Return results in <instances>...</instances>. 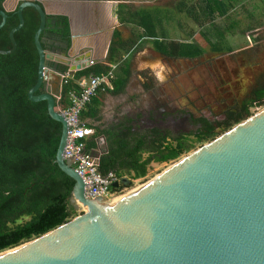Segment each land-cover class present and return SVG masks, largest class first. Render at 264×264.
<instances>
[{
    "label": "water",
    "instance_id": "water-1",
    "mask_svg": "<svg viewBox=\"0 0 264 264\" xmlns=\"http://www.w3.org/2000/svg\"><path fill=\"white\" fill-rule=\"evenodd\" d=\"M6 2L0 0V30L10 13ZM26 8L40 18L34 35L38 77L28 99L46 102L49 116L61 124L55 164L74 181L71 206L85 213L0 253V264H264V108L118 202L87 199L73 161L64 158L68 126L55 105L64 74L58 65L80 72L90 68L92 54L83 51L75 58L72 36L62 46L65 53L52 50L54 42L44 36L49 16L44 2L25 0L14 12L19 23L9 33L11 49L0 55L16 52L15 34L24 26ZM107 53L101 63H107ZM121 184L128 188L131 181L123 178L112 188Z\"/></svg>",
    "mask_w": 264,
    "mask_h": 264
},
{
    "label": "trees",
    "instance_id": "trees-1",
    "mask_svg": "<svg viewBox=\"0 0 264 264\" xmlns=\"http://www.w3.org/2000/svg\"><path fill=\"white\" fill-rule=\"evenodd\" d=\"M185 2L181 0L175 7L205 30L202 34L207 38L208 47L217 54L231 52V49L223 50L224 42L245 30L252 31L254 15L264 11V5L261 9L257 5L251 7L250 0H200L196 2L198 7ZM117 15L120 24L135 27L139 32L128 41L122 39L120 32L114 33L107 63L119 65L117 71L121 76L116 75V91L124 88L129 75L128 61H123V57L140 43H150L158 53L169 58L196 59L207 51L191 40L193 34L183 42L167 38L160 15H165L169 22L173 20L170 12L119 5ZM23 17L24 26L15 34L16 52L9 56L0 55V253L37 239L80 216L69 202L74 181L55 164L62 126L49 116L46 102L33 103L28 99V92L38 77L39 56L34 35L40 18L32 8L24 9ZM52 19L60 27L54 32L69 43L67 18ZM18 23L16 14L9 13L0 30V50L11 49L9 33ZM108 70V66L98 64L74 74L70 85L62 88L55 110L61 113L68 107L67 95L75 81ZM45 90L43 88L39 93ZM253 95V99L228 111L219 123L201 120V128L192 136L157 138L155 133L136 134L131 129L123 132L98 128L86 142V151H99V138L104 137L106 148L101 152L99 173L103 176L114 173L120 181L127 176L131 181L144 179L151 164L177 162L191 153L196 145L213 141L252 116V110L264 108V87L257 88ZM98 115V100L94 98L82 119L96 120ZM131 186L132 182L128 188ZM125 189L121 184L112 191Z\"/></svg>",
    "mask_w": 264,
    "mask_h": 264
},
{
    "label": "rangeland",
    "instance_id": "rangeland-1",
    "mask_svg": "<svg viewBox=\"0 0 264 264\" xmlns=\"http://www.w3.org/2000/svg\"><path fill=\"white\" fill-rule=\"evenodd\" d=\"M18 1L10 0L9 3L5 4V9L14 12V9L17 8L16 4ZM180 1L181 0H179V2ZM198 1L200 0H188V2L192 4ZM177 3L178 2H170L164 4V6H167V8L173 7ZM250 3L251 7L255 8L257 5L261 9L264 5V0H250ZM132 5L134 8H137L136 3H132ZM143 9L148 8L144 7ZM167 12L171 13L173 20L167 22L165 15H160V19L169 40L186 41L189 40V34H193L191 40L200 43L201 39L198 26L194 25L195 23L188 19L185 13H181L178 9H169ZM258 12L259 11H257V13ZM254 17L255 18H253L251 22L253 24V27L251 24L252 31L248 32L245 30L243 33L230 36L229 39L224 42L223 50L231 49V53L216 55L206 46L207 53L198 59L185 61L177 60L172 66L169 65L171 63H162L161 68L158 67L159 65H156L153 67L152 72L144 71L141 73L146 87L153 89L160 86L168 87L171 89V94L174 92L180 98V105H186L188 102L187 109L194 112L198 118H207L213 124L221 122L226 117L229 108L232 110L245 101L253 99L254 91L259 87H264V53H262L264 45V11L256 14V16L254 15ZM125 28V30H122V34H125L124 36L127 35L128 39H131L133 34L139 32L137 28L132 26H126ZM202 42L205 44L204 41ZM125 57L126 56L123 57V61L126 60ZM216 58H218V61L213 60ZM211 63H217L219 65L221 90L218 92H216L215 87L211 85V83L214 82ZM197 66L203 69V75L208 77V86L204 79H199V84L194 81V74L191 72L193 69H196ZM156 74L161 75V79L165 81V83L161 82L159 84L155 78ZM252 111L254 114L257 112L256 110ZM190 130L194 131L191 128ZM192 131L188 132V137L192 136L194 133ZM104 147L105 146L102 144L99 150L100 153L105 150ZM200 147L201 146L196 145V148L192 152ZM175 163L176 162L168 164H151L148 168L147 176L144 179L131 181V177L127 176L126 178L132 182V186L121 191L118 198L129 194L132 190L151 181ZM77 212L79 215L85 213L81 208Z\"/></svg>",
    "mask_w": 264,
    "mask_h": 264
},
{
    "label": "crops",
    "instance_id": "crops-1",
    "mask_svg": "<svg viewBox=\"0 0 264 264\" xmlns=\"http://www.w3.org/2000/svg\"><path fill=\"white\" fill-rule=\"evenodd\" d=\"M168 1L170 0H106L96 4L83 0H64L57 3L56 8L59 14L68 19L70 36H72L73 40L74 38H79L81 40L91 38L95 40L94 45H91L92 47H90V45H83L76 50L73 42L75 58L82 56L81 53L83 51H90L92 54V61L95 65H105L106 63H101V61L106 51L109 52L111 41L109 40L104 47L98 46V42L103 37V34L107 32H120L123 40L128 38L127 35L124 36L125 34H122V30L126 29V25L120 24L118 20L117 11L119 5H130L133 7L132 3H136L137 8L135 9L137 10H145L143 8L147 7L148 9H158L162 12H166L170 9L164 6ZM185 1H187L185 3L189 5L188 0ZM193 3L198 7L196 2ZM190 5L192 6V4ZM44 6L46 13L51 15L50 6L46 5V3H44ZM171 10L173 9L171 8ZM197 26L201 39L200 43H197L199 45L201 44L200 46L206 50L208 42L205 35L202 34L205 30L201 29L199 25ZM202 41H204L205 44ZM125 58L129 65V75L124 88L120 91H116L115 87L114 92L100 93L96 97L99 107L97 119H82L83 123L92 128L94 132L98 128L101 130L117 128V131H119L137 127L136 123L142 118L143 112L149 109L148 105L153 106V102L154 105L156 104L155 102L158 96L153 88L146 87L141 73L149 69L152 72L153 67L156 65H159L158 67L161 68L162 62L159 59L158 52L150 43H140L132 52L126 55ZM120 73H118V71L116 72L118 78L121 76ZM155 78L157 82L165 83V81L161 79V75L156 74ZM99 140L100 146L102 144L106 146L105 140L102 138H99Z\"/></svg>",
    "mask_w": 264,
    "mask_h": 264
},
{
    "label": "built area",
    "instance_id": "built-area-1",
    "mask_svg": "<svg viewBox=\"0 0 264 264\" xmlns=\"http://www.w3.org/2000/svg\"><path fill=\"white\" fill-rule=\"evenodd\" d=\"M94 65V62H92L90 67ZM105 66L109 67L106 73L84 77L75 81V86L71 87L67 95L69 105L60 114L68 126L64 158L73 161V168L85 185V197L90 200L102 198L111 203L120 195V192L112 191V185L121 181L114 173L105 176L99 173L101 153L98 150L86 151V142L94 135V130L82 121L83 113L94 98L100 93L115 91L116 71L119 65L105 64ZM74 74L76 72H70L69 70L64 72L60 86L61 91L63 87L70 85V81L74 79ZM256 111H260V108Z\"/></svg>",
    "mask_w": 264,
    "mask_h": 264
},
{
    "label": "flooded vegetation",
    "instance_id": "flooded-vegetation-1",
    "mask_svg": "<svg viewBox=\"0 0 264 264\" xmlns=\"http://www.w3.org/2000/svg\"><path fill=\"white\" fill-rule=\"evenodd\" d=\"M9 1L10 0H8L7 3H9ZM24 1L25 0L18 1L16 4L17 8ZM42 1L46 3V5L50 6V11L52 13L51 15L48 14L49 15L48 19L50 18L51 19L48 20V24H47L48 29L44 32L45 39L53 41L54 44H58L57 46L53 44L50 47L52 48V50H54L55 52H59V53H65V50L62 46L66 45V40L63 38V36L54 32L56 28L59 29L60 27H57L56 20L52 19L55 17H64L61 14H59V11L56 8V4L59 3V1H56V0H42ZM170 2L176 3V2H179V0H170L166 3H170ZM175 6L169 7V8L170 9L172 8L173 10L177 9V7ZM17 8H15L14 10L16 11ZM14 12H10V13H14ZM114 33L115 32H110V33L107 32L103 34V37L98 42V46L104 47L109 40L111 41V44H112L113 39H114L113 37ZM128 40L129 39L126 38L124 41H128ZM73 42H74L75 50H76V49H79V47L83 45H87V46L90 45V47H92L91 45H94L95 40L91 38L87 40H81L79 38L77 39L74 38ZM206 53L207 51L203 55H205ZM223 53H231V52H223ZM223 53H219V54H223ZM262 53H264V45H263ZM214 54L219 55L217 53H214ZM158 55L162 63L164 64L171 63L169 64L171 66L174 65L177 60H184V61L185 60H195V59H183V58H169V57H165L161 55L160 53H158ZM213 60L218 61V58L213 59ZM211 67L213 69V78H214V82L211 83V85L214 86L215 91L218 92L219 90H221L219 65L217 63H211ZM57 70L59 73H64L66 68L64 66L58 65ZM148 71H150V69ZM191 73L194 74V78H195L194 81L197 84H199L198 82L199 79H202V80L204 79L207 86L209 85L208 83L209 79L207 76L203 75V69L198 68L197 66V68L193 69ZM154 90L158 96L155 102L156 104L154 105V102H153V106L148 105L149 109H152V110L144 112V114L142 115V118L138 120V122L136 123L137 127L130 128L132 133H136V134L141 133V134H149V135H152L155 133L156 134L155 136H157V138L161 136H167V135L176 136V137L187 136L189 135L188 132L192 131L190 130V128L194 130L192 132H194L193 134H195L201 128L200 121L203 119L208 120L207 118H204V117L198 118L194 112H192L191 110H188L187 109L188 102L186 105L185 104L180 105L179 104L180 98L173 91H172L173 93L171 94L170 88L160 86V87H155ZM230 109L231 108H229V111ZM151 120L154 122H151ZM108 129H109L108 131H117V128H108ZM119 131L126 132L128 130L125 129V130H119ZM104 148H106V146Z\"/></svg>",
    "mask_w": 264,
    "mask_h": 264
},
{
    "label": "bare ground",
    "instance_id": "bare-ground-1",
    "mask_svg": "<svg viewBox=\"0 0 264 264\" xmlns=\"http://www.w3.org/2000/svg\"><path fill=\"white\" fill-rule=\"evenodd\" d=\"M131 192H133V190L131 191ZM123 198V196L122 197H119V198H117V199H115V201L114 202H118L119 200H121ZM88 214H90V212L89 211H86Z\"/></svg>",
    "mask_w": 264,
    "mask_h": 264
},
{
    "label": "clouds",
    "instance_id": "clouds-1",
    "mask_svg": "<svg viewBox=\"0 0 264 264\" xmlns=\"http://www.w3.org/2000/svg\"><path fill=\"white\" fill-rule=\"evenodd\" d=\"M106 64H108V63H106ZM66 72V71H65ZM117 72V71H116ZM77 73V72H76Z\"/></svg>",
    "mask_w": 264,
    "mask_h": 264
}]
</instances>
